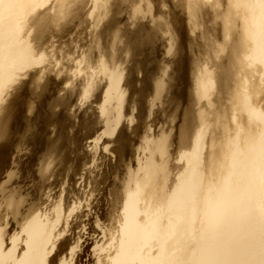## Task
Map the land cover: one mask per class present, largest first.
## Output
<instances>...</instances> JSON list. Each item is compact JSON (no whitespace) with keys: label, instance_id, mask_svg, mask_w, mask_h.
Masks as SVG:
<instances>
[{"label":"bare ground","instance_id":"1","mask_svg":"<svg viewBox=\"0 0 264 264\" xmlns=\"http://www.w3.org/2000/svg\"><path fill=\"white\" fill-rule=\"evenodd\" d=\"M83 1L0 0V102L26 69L40 68L74 43L80 44L78 57H83L85 67L90 64L93 74L101 72L106 47L121 39L118 29L102 30L115 2L88 0L81 16ZM123 1L130 29L139 32L143 21L177 35L184 29L187 80L185 99L181 96L184 100L166 113L167 125L180 120L175 157L170 155L173 132L155 144L150 136L144 141L148 156L141 169L146 178L138 183V169L125 170L122 185L132 183L134 190L124 196L119 238L108 264H180L185 257L187 264H264V0ZM176 7L185 14L183 22L173 13ZM74 17L75 34L66 42L55 38L54 27L62 18ZM181 47L170 36L166 53L173 61L155 63V73L145 81L150 87L144 86L142 98L149 113L157 101H171ZM87 71L80 83L95 86ZM139 97H131L134 106ZM187 152L186 170L179 167L168 174V162L178 167L175 160L180 162ZM142 185L154 189L162 203L140 206ZM37 222L30 220L22 232L24 251L21 246L13 249L17 238L6 250L0 245V264L28 263L37 247ZM170 241L175 242L173 249Z\"/></svg>","mask_w":264,"mask_h":264},{"label":"rangeland","instance_id":"2","mask_svg":"<svg viewBox=\"0 0 264 264\" xmlns=\"http://www.w3.org/2000/svg\"><path fill=\"white\" fill-rule=\"evenodd\" d=\"M116 1L112 6L117 9L111 8L112 17L102 30L118 29L121 39L106 47L107 61L100 66L99 74L90 71L92 65L85 67L83 57H78L80 44L74 43L64 50L76 57L64 52L40 68L26 69L27 74L14 79L15 89L11 88V94L0 102V245L6 250L17 238L13 249L21 246L24 251L22 232L30 220H38L37 247L29 254L27 264H108L119 238L124 196L134 190L132 183L126 188L122 185L127 179L125 170L128 166L138 169V183L146 178L141 169L147 155L144 141L150 136L155 144L173 132L170 155L176 154L180 120L175 118L169 126L167 114L186 97L185 31L181 29L180 35L164 32L148 27L146 21L139 32L130 29L127 5L123 0ZM86 2L79 14H85ZM179 10L176 7L173 13L183 22L185 14ZM76 17L60 18V26L54 27L55 38L69 40L76 32ZM170 36L183 48V58L180 54L174 68L172 90L176 88V95L171 90V101L166 105L157 101L149 113L142 98L143 88L156 71L155 63L161 66L163 61H173L166 53ZM85 68L95 86L80 83ZM132 96H140L137 106ZM133 113L140 118L135 119ZM188 155L180 162L175 160L178 167L168 162L167 173L174 174L179 167L186 170ZM168 188L159 196H164ZM161 200L154 189L141 186L140 206L156 207ZM169 244L173 249L175 242ZM185 258L180 264H187Z\"/></svg>","mask_w":264,"mask_h":264}]
</instances>
